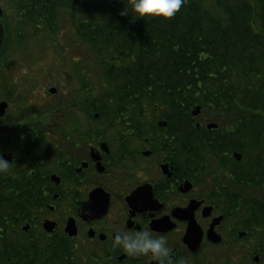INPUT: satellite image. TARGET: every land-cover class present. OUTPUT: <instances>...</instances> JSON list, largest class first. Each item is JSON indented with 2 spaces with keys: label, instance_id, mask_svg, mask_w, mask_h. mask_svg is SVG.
<instances>
[{
  "label": "flooded vegetation",
  "instance_id": "flooded-vegetation-1",
  "mask_svg": "<svg viewBox=\"0 0 264 264\" xmlns=\"http://www.w3.org/2000/svg\"><path fill=\"white\" fill-rule=\"evenodd\" d=\"M0 20V79L17 81L13 93L3 87L0 99L8 103L0 115V154L11 162L0 180L37 194L39 211L25 226L42 235L30 240H68L82 251L79 264H155L112 247L115 228H147L189 264H264V197H245L249 187L264 186L245 179L249 166L234 156L242 140L232 141L230 151L227 142L215 143L229 124L208 128L209 119L197 121L192 110L190 123L177 116L185 110H156L147 119L145 109H112V94L101 108L100 96L86 99L90 105L78 95L57 98L59 86L45 87L43 96L31 86L24 92L19 83L35 82L40 68L14 56L20 45L31 48L36 22L28 17L25 28L15 18ZM168 113L176 118L162 117ZM197 135L211 140L198 148ZM256 169L264 171V159ZM46 221L55 223L52 231ZM252 235L259 240H245Z\"/></svg>",
  "mask_w": 264,
  "mask_h": 264
},
{
  "label": "trees",
  "instance_id": "trees-1",
  "mask_svg": "<svg viewBox=\"0 0 264 264\" xmlns=\"http://www.w3.org/2000/svg\"><path fill=\"white\" fill-rule=\"evenodd\" d=\"M17 4L37 29L45 25L50 32L57 31L60 10H72L78 14L77 34L99 51H112V108L141 111L147 103L153 111L185 110L177 115L183 124L200 106L233 119L215 143L227 142L230 151L232 141L242 140L236 150L249 166L245 179L264 186V171L256 169L264 159V0H183L173 16L148 20L120 16L121 0ZM91 9L99 15L88 16ZM101 102L107 107V100ZM210 140L197 135L198 148ZM11 183L0 180V264H79L68 240H30L39 231L27 240L12 239L40 206L36 193Z\"/></svg>",
  "mask_w": 264,
  "mask_h": 264
},
{
  "label": "rangeland",
  "instance_id": "rangeland-1",
  "mask_svg": "<svg viewBox=\"0 0 264 264\" xmlns=\"http://www.w3.org/2000/svg\"><path fill=\"white\" fill-rule=\"evenodd\" d=\"M18 0H0V9L3 11V15L8 19L15 18V23L20 25V27H27L29 24L28 15L21 13L17 8ZM82 5V4H80ZM84 7V5H83ZM23 14V15H22ZM74 11L69 10L66 12L65 9L60 10V13L57 16V31L50 32V30L45 27V25H40V28L35 31L33 35L34 42L31 43L30 49L21 48L23 45H20L17 48V52L15 60H23L29 59L36 63V66L39 69L36 71L37 80L31 83L20 82L19 87L23 89L24 92H27L28 89H35L34 92L37 96L44 95L45 87L49 85L59 86V95L57 98H64L72 100L74 99L73 95H78L81 97V100H84L85 105H90L88 100H93L92 98L95 96L99 98L101 103V108L103 107V103L101 100H107L105 106L109 107L110 97L112 94L114 84L109 83L108 79V62L112 56V51L109 49L105 50H97L95 49L91 43L84 41L76 31V25L78 23V18ZM88 16L97 17L99 13L97 11H93L92 9L88 11ZM84 20V16L81 15ZM35 57V59H33ZM44 66L48 67L50 70L48 73L43 71ZM67 68L63 70L65 74H62L65 78L63 82L59 83V80H56V77L60 74L61 68ZM62 68V69H63ZM17 83L13 77L10 76L6 80V83H3V80L0 79V99L4 97V88L14 92V88L17 87L15 84ZM28 91V92H29ZM48 91H46L47 93ZM12 97V94L9 95ZM57 98L53 100L52 109L57 108ZM56 101V102H55ZM76 101V100H75ZM145 110L147 111L144 118L155 119L153 110L150 109L149 105L146 103ZM111 107V105H110ZM114 109V108H112ZM202 112L198 114L197 121H199L202 117H207L210 123H217L220 127L226 126L233 121V119H228L226 116L220 115L216 112H210L205 109H201ZM204 110V111H203ZM192 111H194L192 109ZM224 129V128H223ZM245 163L246 161L243 160ZM264 188V187H263ZM246 196H258L264 197V189L259 188H251L246 191ZM25 223L22 227L17 231V233L12 234L11 237L14 240H27L30 237V234H34L37 232L35 228H30L28 231L23 230L25 227ZM26 233V234H25ZM245 240H259L254 235ZM264 247V245H263ZM77 257L82 254V251L76 252ZM261 257L264 259V249L262 250Z\"/></svg>",
  "mask_w": 264,
  "mask_h": 264
},
{
  "label": "clouds",
  "instance_id": "clouds-1",
  "mask_svg": "<svg viewBox=\"0 0 264 264\" xmlns=\"http://www.w3.org/2000/svg\"><path fill=\"white\" fill-rule=\"evenodd\" d=\"M182 2L183 0H121L123 7L119 15H131L144 20L153 17L169 18L180 8ZM10 167L11 162L0 154V175L7 174ZM112 247L122 250L130 257H147L155 264H189L186 257L175 255L165 236H154L147 228L135 232L115 228Z\"/></svg>",
  "mask_w": 264,
  "mask_h": 264
},
{
  "label": "water",
  "instance_id": "water-1",
  "mask_svg": "<svg viewBox=\"0 0 264 264\" xmlns=\"http://www.w3.org/2000/svg\"><path fill=\"white\" fill-rule=\"evenodd\" d=\"M2 14H3V11L0 9V17L2 16ZM3 37H4V27H3L2 22L0 20V49L2 46ZM50 91L55 92L54 89H51ZM7 107H8V103L6 101L0 102V115H3L5 113ZM200 112H201V108H200V106H197L193 111V115H198ZM217 126L218 125L216 123H211L208 125V128H216ZM234 156L237 157L238 159H241L242 154L239 152H235ZM44 227L47 231H52L55 227V223H52L50 221H46L44 223ZM24 229L28 230V227L25 226ZM66 230L70 233V235L75 234V228L72 226L71 223L68 224V227Z\"/></svg>",
  "mask_w": 264,
  "mask_h": 264
}]
</instances>
